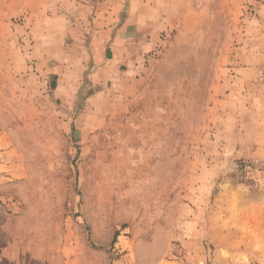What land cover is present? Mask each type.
Listing matches in <instances>:
<instances>
[{"label": "rangeland", "instance_id": "rangeland-1", "mask_svg": "<svg viewBox=\"0 0 264 264\" xmlns=\"http://www.w3.org/2000/svg\"><path fill=\"white\" fill-rule=\"evenodd\" d=\"M0 264H264V0H0Z\"/></svg>", "mask_w": 264, "mask_h": 264}, {"label": "crops", "instance_id": "crops-1", "mask_svg": "<svg viewBox=\"0 0 264 264\" xmlns=\"http://www.w3.org/2000/svg\"><path fill=\"white\" fill-rule=\"evenodd\" d=\"M129 34H127L126 32H120V34H118V37H127ZM117 34L113 35V37H111L110 43H109V47L111 50H114V48L116 47V45H112L113 43L117 42L118 40Z\"/></svg>", "mask_w": 264, "mask_h": 264}]
</instances>
